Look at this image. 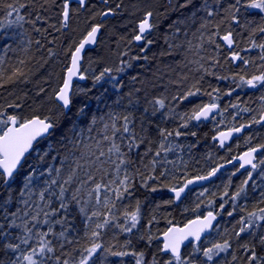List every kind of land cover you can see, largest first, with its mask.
<instances>
[{"label": "trees", "instance_id": "obj_1", "mask_svg": "<svg viewBox=\"0 0 264 264\" xmlns=\"http://www.w3.org/2000/svg\"><path fill=\"white\" fill-rule=\"evenodd\" d=\"M104 1V0H103ZM112 0H108L111 2ZM120 6L114 18H109L99 24L100 13H103L105 5L99 0H88L87 6L82 9L79 6L72 5V17L68 30L61 26L60 11L63 0H0V71L10 73L13 66H16L20 60H24L27 69H31L28 74L27 83L17 81L16 83L7 84L0 88V105L4 107L8 114H18L21 117H31L32 115H52L56 111V101L54 99V90L61 86L65 76L66 69L70 65L71 52L84 38L91 26L101 25L102 33L95 49L87 51L82 72L89 77L84 83H77L81 87L92 88L89 98L84 100L78 98L77 106L86 103L87 115L80 119L81 128L85 129L84 134L80 137L82 143H95L101 139L99 130L87 133L86 128L93 116H105L109 111L132 112L135 120L136 131L146 135L148 140L140 146L139 149L130 153L133 160L136 161L131 166V171L135 174L131 189V195L126 194L123 201H116L119 219L114 223L123 224V208L126 206L128 211L135 210L136 202H140V223L133 234L121 233L119 228L109 226L102 232L101 243L105 245L115 244V250H121V245L126 239L132 240L130 250L144 251L147 260L153 256L165 264L170 258L169 254L159 252L162 247L160 239H153L149 246L145 240L138 239L140 234L151 233L154 237H160L164 231L173 225H184L190 220L203 216L209 211L218 213L219 220L211 233L200 244L191 242L182 252L185 259L190 264H246V253L242 244L255 245L256 252L259 256H264V247H262L258 238L264 234V221H257L259 227L255 225L251 229L254 236L242 234L237 238L235 232L239 230L238 221L247 216V212L257 211L264 208L261 200L264 196V160L263 152L258 156L257 168L255 171L250 170L241 172L237 165L225 168L220 175L201 188L190 190L183 201L176 205L174 198L169 191V187L180 188L191 178L204 176L210 170L217 168L219 165L228 163L235 156L243 151L264 145V122L254 123L253 118L261 120L264 117V85L256 88H249L246 85H240L239 76L251 78L253 75H259L264 72V59L261 54L264 49L252 47V41L256 44L264 43V33L254 29L264 26V13L256 9H246L241 7L236 13L239 24H234L231 19L227 18V9L230 5L235 4V0H192V4L187 8H180L177 5L183 4L185 0H113ZM243 2V0H242ZM207 3L211 10L215 12L213 16H208L203 10L204 4ZM9 4H14L18 11H12L8 8ZM20 4L25 7H20ZM12 11V15L8 12ZM146 11L154 13L152 22L156 25L148 36L153 39L151 46H146L147 51H141V45H134L133 37L137 33V22ZM195 13L194 20H188L187 23L175 24L177 20H185ZM24 17L18 20V17ZM37 17H40L37 20ZM223 21V22H221ZM207 23L206 28L201 25ZM54 26V27H53ZM179 28V33L175 34V29ZM39 29V31H37ZM220 35L231 31L234 39V46L229 49L219 36L215 37L216 43L221 47L216 48L215 44L208 43V37L214 32ZM203 34V41L200 36ZM167 40V42H166ZM39 41V43H37ZM191 41V45H189ZM169 44L173 47L169 48ZM175 45H180L179 48ZM197 45H201L197 47ZM250 49V50H246ZM232 51L238 52L248 63L244 64L243 60L233 62L230 59ZM172 54L169 55L168 53ZM124 53H127L125 55ZM135 56L148 57V59H132ZM201 56L204 57L201 60ZM218 60V63H213ZM191 61V63H189ZM130 63L131 67H127ZM203 64L212 75L206 74L200 65ZM104 68L112 70L111 75L116 77L111 81L106 77L105 81L92 87V77L103 71ZM123 68V71L117 69ZM197 69H200L199 71ZM203 77L201 79L200 77ZM220 77V78H218ZM235 77V79H233ZM119 85V91L113 88L112 84ZM200 89V92L188 100H181L188 90L195 91L193 85ZM239 85V87L237 86ZM214 89L216 91H214ZM43 90V91H41ZM231 92V95L227 93ZM211 93V95H208ZM173 97H176L174 99ZM215 97V99H213ZM162 98L165 101V108L152 114L154 100ZM120 100V104L115 103ZM9 103L20 105L19 108H8ZM215 103L220 105V112L214 116L209 123H199L192 121L188 129H180L182 132H195L196 135H185L179 139L170 137L169 139L181 146L180 150L175 153H168L167 161L163 164H157L156 170L152 171V159H164L155 157L154 153L158 147L161 138L158 135V128L165 127L168 130L176 129L181 121L179 115L191 112L197 105ZM238 105V107H232ZM144 109H148L147 112ZM247 109V111H243ZM73 119H76L75 109H73ZM141 124L146 132L141 129ZM242 125H251L242 137L235 139L229 145L220 146V142L214 137L220 132L241 127ZM70 122L64 120L61 127L55 134L40 144V150H47L48 145H54L56 151L49 153L48 157L41 162L36 153H32L25 164L24 169L19 173V178L13 184L12 196L13 204L9 211H15L18 205L16 202L22 198L19 192L23 187V177L27 175L32 168L38 171H44L45 175L39 177V182L34 181L35 194L31 195L28 208L31 209L29 216L24 220H30L31 216L41 209L38 219L43 221V212L50 211L45 204L51 200V207L56 208L59 201L45 193V200L39 198V191L43 190L46 185L45 180L57 179L58 184L53 185L50 191L58 192L59 183L67 176V166H62L60 161L64 156L62 143L65 135L71 137L69 132ZM94 138V139H93ZM151 148L147 156L144 155L147 148ZM127 151V149H123ZM78 155V153H77ZM52 157H55L53 159ZM52 168L51 176L47 175V169ZM62 168L61 174L57 177L54 169ZM139 169V173H136ZM162 170H167L165 176L158 180H147L148 176H159ZM93 171L94 168H93ZM110 171H112L110 169ZM252 172V179L248 181L245 187V193H242L235 201L231 197L242 186L247 179V173ZM233 173H235L233 175ZM142 174V175H141ZM96 181L106 183L100 179V174L95 173ZM80 179H84L81 174ZM147 180L150 186L157 187L156 192L150 191L149 188L142 187V182ZM90 183L82 190L81 200L88 199L87 189L94 187ZM70 191L75 190L77 184L70 186ZM227 191L228 195L224 193ZM7 193L0 195L3 200ZM68 194L66 193V196ZM105 193L101 192V198ZM223 197V199H221ZM23 199H29V193L25 191ZM169 201H172L169 203ZM223 205V209H221ZM71 211L67 214V220L62 226L54 225V232L59 234L60 231L66 230V238L72 240L68 244L64 238L57 239L49 236L53 240L56 251L52 255L60 256L61 260L75 257L79 260V251L87 243L84 237V219L78 214V210L73 203L70 206ZM106 211V210H105ZM233 215H227L228 212ZM63 213H61V216ZM55 220L61 217H47ZM171 221V224H169ZM17 223H21L17 220ZM29 227H32L30 224ZM47 231L48 225H37L33 232ZM13 235L19 234L21 229H7ZM228 240L231 247L214 257L213 261H205L202 256L204 248L210 247L214 242H223ZM76 241H79L77 243ZM36 243L35 238L30 244ZM64 243V248L59 247ZM199 247L200 252H194V247ZM26 247L22 245V248ZM25 252L30 248L26 247ZM75 250V251H74ZM62 252L70 255L64 256ZM19 253L10 254L18 255ZM2 255V254H0ZM233 256L236 259H233ZM48 264H56L55 258L48 260ZM108 264H135V259L131 256L118 258L109 257ZM264 264V262H262Z\"/></svg>", "mask_w": 264, "mask_h": 264}, {"label": "snow or ice", "instance_id": "obj_2", "mask_svg": "<svg viewBox=\"0 0 264 264\" xmlns=\"http://www.w3.org/2000/svg\"><path fill=\"white\" fill-rule=\"evenodd\" d=\"M79 7L83 8L87 6V0H76ZM104 3H108V0H104ZM172 0H169V4ZM192 4V0H185L183 4L177 5L180 8H187ZM72 0H63L62 8L60 11L61 26L68 27L69 21L72 17ZM119 6V5H118ZM20 7H25V5L20 4ZM246 9H256L264 13V0H235V4L229 6L226 10L229 14L227 18L231 19L234 24H239L240 21L236 16V13L240 11V8ZM8 8L12 11H18L14 4H9ZM203 10L206 11L208 16H213L215 12L211 10V7L205 3ZM12 11L8 12V15H12ZM113 10L108 9L99 15L110 16L113 15ZM154 13L152 11H146L144 13L143 19L137 25V33L132 38L135 42L141 45L140 50L147 51L146 46H151L154 41L148 35L153 31L156 25L152 22V17ZM195 13L186 18L185 20H177L174 23L179 25L182 23H187L188 20H194ZM24 17L19 16L18 20H23ZM40 17H37L39 20ZM223 22V21H221ZM208 25L204 23L201 28H206ZM54 27V26H53ZM100 25H93L90 31L84 36V38L79 42L78 46L75 47L74 51L71 52L70 56V66L66 69V75L62 80L60 87L54 90V99L56 103V111L52 115H32L31 117H21L18 114H8L4 107L0 105V195L7 193L3 200H0V264H48V260L55 258L56 264H108L109 257H128L131 256L135 259V264H160L155 256L149 261L146 258V253L144 251H134L130 250L132 246V240L126 239L125 242L120 246L121 250H115V244L105 245L101 243L102 232L109 226L119 228L121 233L133 234L134 230L137 229L140 223V202H136L135 210L128 211L126 206L121 205L123 208V224L114 223L119 219L118 212L114 211L117 209L116 201H123L127 195H131V189L134 187V173L131 171V166L136 163L132 159L130 153L134 150L139 149L142 144L148 140L146 135L136 131L135 120L133 118L132 112H116L109 111L106 116L96 117L93 116L90 120L89 125L86 128L87 133H92L97 130V126L101 125L99 130V135L101 139L96 140L95 143H82L80 137L84 134L85 129L81 128L79 121L84 116L87 115L86 108L87 104L83 103L77 106L78 98H83L87 100L89 98V93L92 88L81 87L80 85L74 84V80L86 81L89 79L88 76L81 71V60L82 53L85 50L86 45H91L96 43L97 34L100 32ZM39 31V29H37ZM256 31L264 33V26H259L258 29L252 31V35L256 34ZM179 33V28L175 29V34ZM219 36V39L224 42V44L232 49L234 46L233 34L231 31L220 35L219 32H214L208 37V43L215 44L216 48L221 46L216 43L215 37ZM200 40L203 41V34L200 36ZM167 42V40H166ZM39 43V41H37ZM191 45V41L188 42ZM201 45H197L200 47ZM173 45L169 44V48ZM179 48L180 45H175ZM252 47H258L264 49V43L256 44L252 41ZM250 50V49H246ZM127 55V53H124ZM169 55L172 53L169 52ZM261 59H264V53L261 54ZM132 59H148L144 56H135ZM204 57L201 56V60ZM230 59L233 62L243 60L244 64L248 61L244 60L243 57L236 51L230 53ZM218 60H213V63H218ZM2 63V61H0ZM191 63V61H189ZM127 67H131L128 63ZM27 65L24 60H20L16 66L12 67L10 73L6 71H0V88L5 87L7 84L16 83L17 81L27 83L28 74L31 69H27ZM200 69L208 74L212 73L204 68L203 64L200 65ZM200 69H197L198 71ZM117 71H123V68L117 69ZM112 70L110 68H104L99 74L92 77V87L105 81L106 77L111 81H115L116 77L111 75ZM203 79V77H200ZM220 78V77H218ZM235 79V77H233ZM240 85H246L249 88H256L259 85H264V72L259 75H253L251 78H245V76H239ZM113 88L119 91V85L117 83L112 84ZM239 87V85H237ZM195 91L188 90L183 96L180 97L181 100H188L189 97L196 96L200 89L194 84L192 86ZM43 91V90H41ZM214 91H216L214 89ZM231 95V92L227 93ZM211 95V93H208ZM176 99V97H173ZM215 99V97H213ZM264 99V97H261ZM115 103L119 105L120 100H116ZM154 105L158 107H153L152 114L155 115L157 111L163 110L165 108V101L162 98H157L154 100ZM8 108H19L20 105L9 103ZM232 107H238V105H232ZM218 105L215 103L197 105L191 112H186L179 115V120L181 123L176 129L168 130L165 127L158 128V135L161 138L158 147L155 150V157H161L163 153L164 159L157 160L152 159V171L156 170L157 164H163L167 161L168 153H175L180 150L181 146L174 143L169 138L174 137L179 139L181 136L192 135L195 136V132H182L180 129H188L192 121L199 124L202 120H208L210 114L215 112ZM73 109H75L76 119H73ZM145 112L148 109H144ZM247 111V109H243ZM64 120L70 122L69 132H72L71 137L65 135L63 138L66 143H62L64 149L63 159L60 161L62 166H67V176L63 179L62 183H59L58 192L55 190L50 191L53 185L58 184L57 179L45 180L44 184L46 187L39 191V198L41 201L45 200V193H48L51 197H55L59 201V205L56 208L51 207L52 201L49 200L46 204V208H50V211L43 212V221L38 219L40 211L31 216L30 220H24V217H28L31 211L28 208L29 200L31 195L35 194L34 181L39 182V177L44 176V171H38L37 168H32V170L23 177V187L19 192V196L22 198L16 203L18 205L22 204L24 207L17 206L15 211H9L11 208L14 197L12 196L13 184L19 178V173L24 169L26 162L30 158L32 153H36L39 160L42 162L45 157L49 156V153L56 151L54 145L49 144L47 150L41 152L40 144L43 140H47L52 137L56 130L61 127ZM254 123L264 122V117L261 120H256L253 118ZM251 125H242L239 128H232L228 131H222L214 139L220 142V146L223 147L226 140H228L233 132H241L244 127H250ZM141 129L143 132L147 130L143 128L141 124ZM94 139V138H93ZM148 143L152 141L148 140ZM127 149L124 151L123 149ZM264 145H260L259 148L254 147L250 150L244 152L242 156L237 157L242 161L240 168H244L246 165H250L252 170L255 171L257 165L253 163L255 159V153L259 152ZM152 149L149 147L145 151L144 155L147 156ZM78 153V155H77ZM55 159V157H52ZM264 164V160L260 161ZM224 165H220L218 168L212 169L207 175L198 176L196 180H208ZM93 168L95 171H93ZM110 169L112 171H110ZM47 175L51 176L53 169L49 168L46 170ZM57 177L60 176L62 168L54 169ZM167 170H162L159 176H148L147 180H158L161 176L166 175ZM100 174V179L103 181L107 178L106 183L95 182L96 175ZM136 173H139V169H136ZM81 174L84 179H80ZM235 173H233L234 175ZM142 175V174H141ZM252 179V172L247 173V179L244 180L242 186L238 191L231 197L235 201L242 193H245V187L248 181ZM147 180L142 182V187L149 188L150 191L156 192L158 189L155 186H150ZM94 183V187L87 189L88 199L81 200L82 190L85 189L86 185ZM195 180H188L185 185L180 188L169 187V191L175 194V200L181 199V194L184 192L188 184L194 183ZM76 183L77 187L75 190L70 191V186ZM25 191L29 193V199H23L25 196ZM105 195L103 199L101 198V192ZM66 193L68 194L66 196ZM225 196L228 195L227 191L224 193ZM264 196V193H261ZM223 199V197H221ZM172 201H169L171 203ZM75 204L78 214L84 219V237L87 243L83 247L82 251H79V260L73 257L70 259L65 258L61 260L60 256L53 257L49 254H54L56 247L53 244L52 239L47 237L52 236L59 238H64L68 244H72V240L66 238V230H62L57 234L54 232L53 228L55 224L64 225L67 220V214L70 213V206ZM264 203V199L261 200ZM223 209V205L220 206ZM106 210V211H105ZM61 213L63 215L61 216ZM217 214H213L209 211L206 216L202 219L197 218L191 220L184 227H169L166 231L162 233V237H154L150 232L140 234L138 239L145 240L150 246L153 239H161L163 241L162 247L159 248V252L164 254L170 253V258H168L165 264H190L188 259H185L181 252V246L188 241L189 238L193 242H200L201 235L207 231L212 230L213 221L216 220ZM227 215L232 216L233 213L230 211ZM61 217L55 220H50L47 217ZM20 220L21 223H17ZM257 221H264V208H260L259 212L250 211L247 212L246 217H242L238 224L240 225L239 230L235 232L237 238L241 237L242 234H248L254 236L255 233L251 231L253 226L259 227ZM32 227H29V225ZM171 224V221H169ZM37 225H48L47 231H37L33 232V228ZM7 229H21L19 234L13 235V233L7 231ZM35 238L36 243L34 245L30 244ZM79 243V241H76ZM259 244L264 247V234H261L258 238ZM22 245L28 246L29 251L25 252ZM246 253V264H262L264 262V256H259L256 252L255 245L242 244L241 245ZM59 247L64 248V243H60ZM231 247L228 240L223 242H214L210 247L204 248L202 256L205 261H213L214 257L219 256L220 253L226 252ZM75 251V250H74ZM194 252H200V248L194 247ZM19 253L18 255H10ZM62 255L69 256L67 252H62ZM233 259H236L233 256Z\"/></svg>", "mask_w": 264, "mask_h": 264}, {"label": "water", "instance_id": "obj_3", "mask_svg": "<svg viewBox=\"0 0 264 264\" xmlns=\"http://www.w3.org/2000/svg\"><path fill=\"white\" fill-rule=\"evenodd\" d=\"M101 1H103V0H101ZM87 2H88V0H87ZM73 4H77V5H78V3L76 2V0H72V5H73ZM72 5H71V6H72ZM83 8H85V7H83ZM113 16H114V14H113V15H110V16H101V18H100V24H101L102 22L106 21L109 17H113ZM69 24H70V21H69ZM100 26H101V25H100ZM68 28H69V25H68V27H64V30H68ZM101 33H102V27H101L100 32L97 34L96 43H95V44H91V45H86V46H85V50H84V52L82 53L81 71H82V66H83L84 58H85V55H86L87 51L96 48ZM146 35H147V34H146ZM235 63H237V61H236ZM69 66H70V65H69ZM65 75H66V73H65ZM84 82H85V81L74 80V84H77V83H84ZM217 105H218V104H217ZM219 112H220V105H218V108H217V110H216L215 112H213L212 114H210L208 120H202L200 123H209V122L211 121V119H212L214 116H216ZM237 128H239V127H237ZM247 129H248L247 127H244V128H243V131H241V132H238V133H237V132H233V135H232L228 140L225 141L224 145H225V146H226V145H229V144L232 143L235 139H237V138H239V137H242V136L245 134V132L247 131ZM228 130H230V129H228ZM228 130H225V131H228ZM253 148H254V147H253ZM257 148H259V147H257ZM250 149H251V148H250ZM250 149H247V150L243 151L242 153H240L239 155L235 156V157H234L231 161H229L228 163L222 164V165H224V167H221L220 170L216 173V175H215V176H212V177H211L210 179H208V180H202V181H200V180H196V178H191V180H195V182L192 183V184H188V186L185 188L184 192L181 194V199H180V200H178V201L175 200V194H174L173 192H171V195H172V197L174 198V202H175V204H176V205H179V204L183 201V199L187 196V194H188V192H189L190 190H194V189H196V188H201V187L205 186L206 184L210 183L211 181H213L214 179H216V178L220 175V173H221L225 168H227V167H230V166H233V165H237V166L239 167V170H240L241 172H247V171L252 170V168H251L250 165H246L244 168H240V164L242 163V161H240L239 159H236L237 157L242 156V155L244 154V152H246V151H248V150H250ZM262 152H263V148H261V150H260L259 152H257V153L254 154V155H255V159L253 160V163H254V164L257 165L258 156H259ZM219 166H220V165H219ZM219 166H218V167H219ZM218 167H217V168H218ZM188 180H190V179H188ZM188 180H187V181H188ZM187 181L184 183V185L187 183ZM213 214H216V213L213 212ZM206 215H207V214H205V215H203V216H200L199 218L202 219V218H203L204 216H206ZM197 218H198V217H196V218H194V219H197ZM194 219H192V220H194ZM218 220H219V216L217 215L216 220L213 221V227H212V230L203 233V234L201 235V240H200V242H198V243H197V242H194V243H195V244H200L204 239H206L208 236H210L211 233L213 232V230H214V228H215V226H216ZM190 221H191V220H190ZM190 221H189V222H190ZM189 222H187L186 224H188ZM186 224H184V225H173V226H175V227H184ZM173 226H171V227H173ZM160 237H162V235H161ZM160 240L162 241V238H161ZM191 242H193L191 238H189L188 241H185V243L181 246V252H183V249H184L188 244H190ZM162 244H163V241H162ZM169 255H170V253H169Z\"/></svg>", "mask_w": 264, "mask_h": 264}, {"label": "flooded vegetation", "instance_id": "obj_4", "mask_svg": "<svg viewBox=\"0 0 264 264\" xmlns=\"http://www.w3.org/2000/svg\"><path fill=\"white\" fill-rule=\"evenodd\" d=\"M99 2L102 4L104 1H101V0H99ZM73 5H76V6H79V5H77V4H73ZM104 5H105V8H104V11H107L108 9H112L113 10V13H114V16L113 17H109V18H114L115 16H116V14H117V12L118 11H120L121 9H120V6H118V4L117 3H115V1H111V2H108V3H104ZM81 8V7H80ZM82 9H84V8H82ZM103 11V12H104ZM102 16V15H101ZM101 16H100V18H101ZM143 17H144V14H143V16L141 17V19H139V21L137 22V25H138V23L143 19ZM108 18V19H109ZM99 24H100V19H99ZM98 24V25H99ZM137 25H136V27H137ZM148 35V34H147ZM133 42H134V45H140L139 43H137V42H135L134 40H133Z\"/></svg>", "mask_w": 264, "mask_h": 264}, {"label": "rangeland", "instance_id": "obj_5", "mask_svg": "<svg viewBox=\"0 0 264 264\" xmlns=\"http://www.w3.org/2000/svg\"><path fill=\"white\" fill-rule=\"evenodd\" d=\"M197 245H198V244H197ZM26 247H28V246H26ZM26 247H23V248L25 249Z\"/></svg>", "mask_w": 264, "mask_h": 264}, {"label": "bare ground", "instance_id": "obj_6", "mask_svg": "<svg viewBox=\"0 0 264 264\" xmlns=\"http://www.w3.org/2000/svg\"><path fill=\"white\" fill-rule=\"evenodd\" d=\"M78 46V45H77ZM57 103V102H56Z\"/></svg>", "mask_w": 264, "mask_h": 264}]
</instances>
